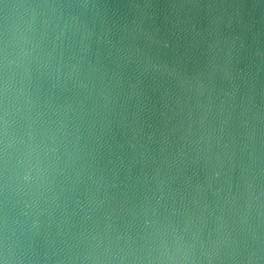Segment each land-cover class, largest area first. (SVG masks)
I'll return each instance as SVG.
<instances>
[{
    "label": "water",
    "instance_id": "95a60500",
    "mask_svg": "<svg viewBox=\"0 0 264 264\" xmlns=\"http://www.w3.org/2000/svg\"><path fill=\"white\" fill-rule=\"evenodd\" d=\"M0 264H264V0H0Z\"/></svg>",
    "mask_w": 264,
    "mask_h": 264
}]
</instances>
